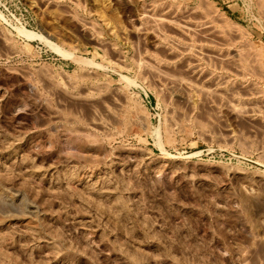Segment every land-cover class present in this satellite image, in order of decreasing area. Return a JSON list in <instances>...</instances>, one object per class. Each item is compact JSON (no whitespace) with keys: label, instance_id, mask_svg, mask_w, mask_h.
Segmentation results:
<instances>
[{"label":"rangeland","instance_id":"1","mask_svg":"<svg viewBox=\"0 0 264 264\" xmlns=\"http://www.w3.org/2000/svg\"><path fill=\"white\" fill-rule=\"evenodd\" d=\"M186 1L157 0L264 46V0ZM157 2L0 0V264H264V68L234 73L203 30L159 37Z\"/></svg>","mask_w":264,"mask_h":264},{"label":"bare ground","instance_id":"2","mask_svg":"<svg viewBox=\"0 0 264 264\" xmlns=\"http://www.w3.org/2000/svg\"><path fill=\"white\" fill-rule=\"evenodd\" d=\"M100 1V0H99ZM128 1V0H127ZM155 1V0H154ZM176 1V0H175ZM186 1V0H185ZM195 1V0H194ZM197 1V0H196ZM202 1V0H201ZM204 1V0H203ZM96 2H97V0H96ZM152 2V1H151ZM156 2H157V0H156ZM173 2V1H172ZM187 2V1H186ZM205 2H207L206 0H205ZM205 2H202V4L203 3H205ZM133 3V2H132ZM165 3H167V2H165ZM179 2L177 1V4H178ZM198 3H200V2H198ZM208 3V2H207ZM158 4H160V2H157L155 5H153L154 7H152L153 9L152 10H154L153 12H152V14H154V15H152V14H149L150 16H148L147 15V18H146V21H147V19H148V23H149V25H148V23H146L147 25H148V28L147 29H149V30H152V32L154 31V32H156L157 33V35L159 36V37H161V38H166L165 36H168V35H166V32L164 31V27H169V28H173L174 30H176V31H178V32H180L181 33V35H180V33H179V35L182 37L183 35L182 34H184L186 37H184L185 39H187V36H188V38H190L189 37V35H191L192 36V34H195V33H197V31H198V33H199V30H203V31H200L201 33L200 34H203L202 32H206L207 33V35L208 36H210L211 35V37L212 36H214L215 37V39H217V40H221L220 41V44L222 45V47L221 48H216V46H215V48L214 47H212V49L213 50H215V52H217L216 53V55H218L217 56V60H219V61H221V64H222V62L223 63H228V65L230 66V64L235 68L233 71H234V73H235V70H237L238 71V73H239V75H240V73L241 74H243V73H245L246 74V72L247 71H253V70H255V71H257V70H259V69H261L262 70V68H264V57H263V55L264 54H262L263 52L261 51V53L259 52V48H263V50H264V46L260 43V45H259V47H258V45L256 44V43H258V42H254V44H256V45H253V42L251 43L249 40V42H247L246 41V45H241V44H244V42L243 43H241V44H239L240 46H242L241 48H239V47H237V39H239L240 37H242V36H237L236 34L239 32V28H237V27H239V25L238 26H236V27H234V24L233 25H230L229 23H231V22H229V23H227V25H229V27L231 26V27H233V28H235V30L234 31H232L231 29H229V30H231V33L232 32H235V33H233V34H235V35H233V39H228L227 37L230 35L229 33H227V34H229V35H226V37H225V35H224V31L226 30V32H227V29L225 28V27H228L226 24L225 25H222V27H224V31L222 30V28H219V26L217 25V24H220V23H215V21H219V19H217V20H215L212 16L209 18V16L210 15H205V14H202L203 12H202V10L204 9L203 7H202V10L200 9V11L202 12H200L201 14L199 15V17H200V25L198 24V23H196V24H194V23H192V22H190V18L192 17V18H194L193 17V13L195 12V10L194 11H191L192 13H190V12H188V13H186V16L184 17V20H182V21H185V22H183V23H181V21H179L178 20V16H176V14L173 16V17H171V16H169L173 11V9L175 8H171V6H170V4H169V6H167V7H160V6H158ZM210 4V3H209ZM209 4H206V5H209ZM215 4V3H214ZM174 5V4H173ZM180 5V4H179ZM212 5V4H211ZM264 5V4H263ZM139 6V5H138ZM150 7H151V5H149ZM148 6V7H149ZM186 6V5H185ZM210 6V5H209ZM209 6H206L208 9H205V10H208V12H209V14H211L210 13V11L209 10H211V9H213V8H211V9H209L210 7ZM143 7V6H142ZM147 7V8H148ZM201 7V6H200ZM205 7V6H204ZM145 8V7H144ZM143 8V9H144ZM157 8H161V11H160V14H158L157 13ZM187 8V7H186ZM186 8H184V9H186ZM195 8H197V7H195ZM194 8V9H195ZM215 9H216V7H214ZM262 8V7H261ZM184 9H181L180 8V10L182 11V10H184ZM192 9V8H191ZM125 10V9H124ZM174 10H176V8L174 9ZM180 10L178 9V11L180 12ZM197 10V9H196ZM204 10V11H205ZM145 11V10H144ZM190 11V10H189ZM148 12H150L151 13V10L150 11H148ZM147 12V13H148ZM186 12V11H185ZM211 12H212V10H211ZM175 13V12H174ZM206 13V12H205ZM213 13H214V11H213ZM212 13V14H213ZM216 13V12H215ZM214 13V14H215ZM264 13V12H263ZM181 14V13H180ZM188 14V15H187ZM195 15L197 14H199V13H194ZM221 14V13H220ZM196 15V17H197V20H199V18H198V16ZM222 15V14H221ZM183 16H184V14H183ZM214 16V15H213ZM217 16V15H216ZM225 16V15H224ZM223 16V17H224ZM196 17L194 18V19H196ZM219 17H221V16H219ZM145 18V17H144ZM189 18V19H188ZM214 19V21H212V20H210V19ZM225 18V17H224ZM145 20V19H144ZM178 20V21H177ZM188 20V21H187ZM193 20V19H192ZM191 20V21H192ZM220 20H222V19H220ZM223 21V20H222ZM196 22V21H195ZM220 22V21H219ZM225 22V21H224ZM145 24V23H144ZM222 24V23H221ZM224 24V23H223ZM146 26V25H145ZM228 27V28H229ZM133 28H135V26L133 27ZM145 28V27H144ZM144 28H143V30H144ZM258 28H259V26H258ZM147 29H145V30H147ZM140 30V29H139ZM142 30V31H143ZM228 30V31H229ZM244 30V29H243ZM260 30V29H259ZM167 31V30H166ZM169 32H170V30H168ZM196 31V32H195ZM146 32V31H145ZM172 32H173V30H172ZM177 32V33H178ZM195 32V33H194ZM247 32V31H246ZM245 32V33H246ZM141 33V32H140ZM148 33V32H147ZM244 33V32H243ZM244 33V34H245ZM137 34H138V32H137ZM169 34V33H168ZM171 34V33H170ZM186 34H188V35H186ZM239 34H241V27H240V32H239ZM251 34V33H250ZM178 35V36H179ZM197 35V34H196ZM199 35V34H198ZM232 35H230V36H232ZM242 35V34H241ZM245 35H248V34H245ZM139 36V35H138ZM205 36H206V34H205ZM238 37L237 39H236V37ZM246 37V36H245ZM145 38V37H144ZM173 38V37H172ZM177 38V37H176ZM192 39H190V40H192L193 41V38H195L194 37V35H193V37H191ZM200 38V37H199ZM205 39V37L204 36H202V39ZM219 38H221V39H219ZM232 38V37H231ZM247 38V37H246ZM138 39V38H137ZM169 39V38H168ZM196 39V38H195ZM236 39V40H235ZM241 39H243V37L241 38ZM161 40H163V39H161ZM173 40V39H172ZM181 40V39H180ZM197 40H198V37H197ZM207 40H209L208 39V37H207ZM210 40H211V38H210ZM247 40V39H246ZM165 41V40H164ZM170 41H171V38H170ZM174 41V40H173ZM216 41V40H215ZM242 41V40H241ZM157 42V41H156ZM167 42H168V40H167ZM177 42V41H176ZM205 43H207V41L205 40L204 41ZM211 42H212V40H211ZM213 42H214V40H213ZM217 42V45H219L218 43V41H216ZM215 42V43H216ZM222 42V43H221ZM239 42V41H238ZM171 43H173L172 41H171ZM175 43V42H174ZM204 43V44H205ZM210 43V42H209ZM248 43H251V44H248ZM179 44V43H178ZM181 44V43H180ZM172 45V44H171ZM188 45H190L189 43H188ZM188 45L186 46L187 47V51H188ZM192 45V44H191ZM194 45V44H193ZM193 45H192V47H193ZM207 45V44H206ZM210 45H212V43L210 44ZM168 46V45H167ZM176 46H178V45H176ZM169 47V46H168ZM172 47V46H171ZM179 47V46H178ZM192 47H189V51L190 50H192ZM194 47H197V46H195L194 45ZM200 47V46H199ZM202 47V46H201ZM205 47V49H207V48H210V46L209 47H206V46H204ZM204 47H202V48H204ZM136 47H134V49H135ZM173 48V47H172ZM201 48V49H202ZM6 49H9V48H6ZM165 49H166V47H165ZM164 49V50H165ZM174 49V48H173ZM196 49V48H195ZM211 49V48H210ZM209 49V50H210ZM211 49V51H213ZM140 50V49H139ZM160 50V49H159ZM167 50V49H166ZM194 50V49H193ZM197 50V49H196ZM195 50V51H196ZM199 50V49H198ZM204 50V49H203ZM136 51V50H135ZM201 51V50H200ZM208 51V50H207ZM223 51H226V54H222V52ZM259 53H258V52ZM170 52H172V49H171V51ZM200 53H202V52H200ZM204 53V52H203ZM209 53H210V51H209ZM211 53H213V52H211ZM210 53V54H211ZM223 53H225V52H223ZM187 54V53H186ZM215 53H213L212 55L213 56H215L214 55ZM142 55V54H141ZM177 55V54H176ZM205 55H207V54H205ZM204 55V56H205ZM155 56H157V55H155ZM165 56V55H164ZM178 56V55H177ZM179 56H180V54H179ZM182 56H183V54H182ZM200 56V58H201V55H199ZM210 56V55H209ZM208 57V56H207ZM212 57V56H211ZM134 58V57H133ZM137 58V57H136ZM155 58V57H154ZM190 58H191V56H190ZM199 58V59H200ZM204 58V57H203ZM210 58V57H209ZM209 58H207L208 60H209ZM147 58H145V60H146ZM161 59V58H160ZM172 59H174V58H172ZM188 59V58H187ZM212 59V58H211ZM145 60H143V61H145ZM189 60V59H188ZM214 60V59H213ZM142 61V60H141ZM181 61V60H180ZM192 61V60H191ZM195 62H199V60L198 61H196V60H194ZM146 62H148L147 60H146ZM154 62V61H153ZM156 62H158V61H156ZM155 62V63H156ZM161 62H163V61H161ZM208 62H210V60L208 61ZM211 62H213V61H211ZM214 62H216V60L214 61ZM155 63H153V64H155ZM164 63V62H163ZM180 63V62H179ZM188 63V62H187ZM186 63V64H187ZM83 64V63H82ZM85 64V63H84ZM162 64V63H161ZM166 64H168V63H165V68H166ZM172 64V63H171ZM170 64V65H171ZM224 64V65H225ZM148 65V64H147ZM150 65H152V63L150 64ZM155 65H157L158 66V64H155ZM169 65V64H168ZM174 65V64H173ZM188 65H189V63H188ZM191 65V64H190ZM189 65V66H190ZM199 65V64H198ZM149 66V65H148ZM147 66V67H148ZM186 68L187 67H189V66H186V65H184ZM223 66V65H222ZM229 66H228V68H229ZM95 67V66H94ZM140 67V66H139ZM144 67H146L145 65H144ZM150 67V66H149ZM161 67V66H160ZM160 67H158L159 69H162V67L160 68ZM168 67V66H167ZM194 67V66H193ZM220 67V66H219ZM218 66L216 67L217 69L219 68ZM143 68V67H142ZM152 68H155L154 66L152 67ZM163 68H164V66H163ZM184 68V67H183ZM214 68V67H213ZM224 68V67H223ZM254 68H257V70L256 69H254ZM96 69V68H95ZM147 69V68H146ZM150 69H151V67H150ZM150 69H148V70H150ZM159 69H157V71H156V68L155 69H151V70H155V71H152L153 73H154V75H155V77L156 78H159V79H162L160 76H161V74L163 73L162 72V70L161 71H158ZM166 69H168V68H166ZM170 69V68H169ZM185 69V68H184ZM188 69V68H187ZM174 70V69H173ZM186 70V69H185ZM190 70V69H189ZM202 70H205V69H203L202 68ZM210 70V69H209ZM95 71V70H94ZM145 71V70H144ZM168 71V70H167ZM170 71V70H169ZM196 71V70H195ZM208 71V70H207ZM230 71V70H229ZM232 71V72H233ZM254 71V72H255ZM264 71V70H263ZM83 72V71H82ZM88 72V71H87ZM93 72V71H92ZM141 72H143V70L141 71ZM147 72V71H146ZM164 72H166V71H164ZM171 72V71H170ZM179 71H177V73H178ZM191 72V71H190ZM193 72V71H192ZM203 72V71H202ZM210 72V71H209ZM86 73V72H85ZM169 73V72H168ZM168 73H166V74H164V79H163V82L165 81L166 82V84H169V85H171L172 86V88H175V90H177V92H178V90H180L179 88H180V85L179 84H182V83H184L185 81L183 80V76L182 77H179L178 75H176V76H170V74H168ZM173 73V72H172ZM184 73V72H183ZM197 73H198V71H197ZM200 73V72H199ZM212 73V72H211ZM216 73V72H215ZM257 73V72H256ZM256 73H254V74H256ZM264 72H262L261 74H262V77H260L259 76V74H257V76L258 77H260V78H263V81H264V77H263V74ZM91 74V73H90ZM90 74L88 73L87 75H89V79H91V77H90ZM93 74V73H92ZM96 75H97V73H95ZM143 74V73H142ZM145 74V73H144ZM179 74V73H178ZM181 74V73H180ZM185 74H186V76H188L187 74L188 73H186L185 72ZM192 74V73H191ZM202 74V73H201ZM210 74V73H209ZM207 75L205 78L207 79V80H210V83L212 84V86H213V88L214 89H212V88H208L207 90L206 89H204L205 91H207L208 93H210L211 95H213L212 97H214V95H216V96H218L220 99L222 98H224L223 96L226 94V93H230L231 94V96L230 97H232V95H233V99H235L236 100V97H238V96H236L238 93H236V92H238V90H236L235 91V88H234V90H233V88L231 87V86H233V84L232 85H230V81H227V80H229V79H227V77H226V79L227 80H224V79H222V80H219V79H217L216 77H215V79H213L214 77L213 76H211V75ZM82 75V74H81ZM84 75V74H83ZM101 75V74H100ZM244 75V74H243ZM252 75H253V73H252ZM80 76V75H79ZM77 76L78 77V79L80 78H82V76ZM94 76V75H93ZM92 76V77H93ZM203 76V75H202ZM216 76H218V75H216ZM224 76V75H223ZM242 76V75H241ZM249 76H251V75H249ZM76 77V78H77ZM84 77H86V78H84ZM83 77V79H87V76L85 75ZM126 77V76H125ZM194 77V76H193ZM192 77V78H193ZM95 78H96V76H95ZM153 78V77H152ZM188 78V77H187ZM224 78V77H223ZM244 78H246L245 76H244ZM154 79V78H153ZM185 79V78H184ZM194 79V78H193ZM257 79V78H256ZM156 80V79H155ZM195 80V79H194ZM198 80V79H197ZM76 81V80H75ZM78 81V80H77ZM83 81H85V80H83ZM94 81V80H93ZM152 81V80H151ZM187 81H189V80H187ZM125 82V81H124ZM132 82V81H131ZM74 83V85H76L75 84V82H73ZM72 83V84H73ZM83 83V82H82ZM85 83H88V82H85ZM91 83V82H90ZM109 83V82H108ZM159 83H161V82H159ZM186 83V82H185ZM197 83V82H196ZM199 83V82H198ZM209 83V84H210ZM231 83H233V81L231 82ZM250 83V82H249ZM57 84V83H56ZM84 84V83H83ZM151 84H154L153 83V81H152V83ZM162 84V83H161ZM190 84V83H189ZM195 84V83H194ZM199 84H201V82L199 83ZM237 84V83H236ZM252 84V83H251ZM59 85V84H58ZM73 85V86H74ZM128 85V84H127ZM235 85V84H234ZM250 85V84H249ZM254 85V84H253ZM126 86V85H125ZM162 86V85H161ZM170 86V87H171ZM195 86V85H194ZM196 86H198V85H196ZM209 86H211V85H209ZM248 86V85H247ZM259 86V85H258ZM262 86V85H261ZM64 88H65V86H63ZM71 87V86H70ZM128 87H130L129 85H128ZM127 87V88H128ZM199 87V86H198ZM202 87V86H201ZM253 87V86H252ZM251 87V88H252ZM255 87V86H254ZM257 87V86H256ZM255 87V88H256ZM74 87H72V89H73ZM100 88V87H99ZM104 88V87H103ZM126 88V89H127ZM159 88V87H158ZM157 88V89H158ZM193 88V87H192ZM195 88V87H194ZM203 88V87H202ZM205 88H207V87H205ZM251 88L249 89L250 91H251ZM58 89V88H57ZM71 89V90H72ZM102 89V88H101ZM86 90V89H85ZM184 90V89H183ZM196 90V89H195ZM202 90V89H201ZM200 90V91H201ZM244 90H247L246 88H244ZM84 91V90H83ZM172 92H173V89L171 90ZM204 91V92H205ZM222 91H224V93L222 92ZM261 91V90H260ZM68 92V91H67ZM72 92H73V90H72ZM87 93H88V90L86 91ZM92 92V91H91ZM103 92H104V89H103ZM115 92V91H114ZM124 92V91H123ZM176 92V91H175ZM177 92H176V94H177ZM196 92V91H195ZM201 92H203V91H201ZM232 92V93H231ZM240 92V91H239ZM258 92V91H257ZM85 93V92H84ZM180 93V92H179ZM198 93V92H197ZM224 94V95H222V94ZM250 93V92H249ZM255 94L254 95H252V97L253 96H257V94L258 93H256V92H254ZM260 93H263V92H260ZM67 94H70L69 92L68 93H66V95ZM74 94V93H73ZM90 94H92V93H90ZM112 94V93H111ZM117 94V93H116ZM202 94H204V93H202ZM202 94H201V96H202ZM210 94H208V95H210ZM240 94V93H239ZM76 95H78V94H76ZM178 95V94H177ZM205 95H207V94H205ZM228 95V94H227ZM241 95H242V93H241ZM81 96V95H80ZM93 96V95H92ZM96 96V95H95ZM166 96V95H165ZM246 96V98L248 97V96H250V95H245ZM67 97H69V96H67ZM76 97V96H75ZM79 97V96H78ZM78 97H77V99H78ZM88 97V96H87ZM217 97V98H218ZM229 97V98H230ZM242 97H243V95H242ZM252 97H250V98H252ZM260 96L258 95V98H259ZM80 98V97H79ZM82 98V97H81ZM89 98V97H88ZM98 98H99V96H98ZM131 98V97H130ZM166 98V97H165ZM209 98V97H208ZM241 98V97H240ZM239 98V99H240ZM245 98V97H244ZM249 98V99H250ZM263 98V97H262ZM76 99V100H77ZM203 99V98H202ZM231 99V98H230ZM233 99H231V100H233ZM243 99V98H242ZM260 99H261V97H260ZM70 100V99H69ZM71 100H73V99H71ZM75 100V99H74ZM79 100V99H78ZM95 100V99H94ZM224 100V99H223ZM235 100H233V101H235ZM241 100V99H240ZM86 101V100H85ZM132 101V100H131ZM215 101V100H214ZM230 100H228V103H227V105L229 106V107H232V108H236L235 106L233 107V105L234 104H232L233 102L232 101H230ZM236 101H238V100H236ZM235 101V104L237 103ZM243 102H245V100L243 99L242 100ZM241 101V102H242ZM87 102H88V100H87ZM92 102V101H91ZM217 102V101H216ZM223 103L225 102V101H222ZM242 102V103H243ZM254 102V101H253ZM253 102H249V103H253ZM225 103V104H226ZM232 104L231 106H230V104ZM238 103H239V101H238ZM237 103V104H238ZM87 104V103H86ZM88 104H89V102H88ZM133 104H136V103H133ZM219 104V103H218ZM256 104V103H255ZM255 104H252V105H255ZM259 104V103H258ZM260 104H264V102L263 103H260ZM90 105V104H89ZM105 105V104H104ZM131 105V104H130ZM137 106V105H136ZM135 106V107H136ZM220 106V105H219ZM223 106V105H222ZM242 106V105H241ZM245 106V105H244ZM50 107V106H49ZM107 106L105 105V108H106ZM137 107H139V105L137 106ZM240 107V106H239ZM250 107V106H249ZM259 107H261V106H259ZM224 108V107H223ZM228 108V107H227ZM226 108V109H227ZM231 108V110H233ZM241 108V107H240ZM244 108V107H243ZM247 108V107H246ZM251 108H252V106H251ZM91 109V108H90ZM139 109V108H138ZM229 109V108H228ZM237 109V108H236ZM235 109V110H236ZM253 109V111H254V108H252ZM255 109H256V107H255ZM259 109V113H261V108H258ZM103 110V109H102ZM107 110V109H106ZM248 110V109H247ZM139 111V110H138ZM238 111V110H237ZM236 111V112H237ZM263 111V110H262ZM112 112V111H111ZM176 112V111H175ZM222 112V111H221ZM238 112H241V111H238ZM245 112V111H244ZM180 114H181V112H179ZM226 113H228V112H226ZM248 113V112H247ZM250 113H252V112H250ZM263 113V112H262ZM233 114V113H232ZM185 116H186V114H185ZM238 116V115H237ZM256 116V115H255ZM94 117V116H93ZM95 118V117H94ZM177 118V117H176ZM174 119H175V117H174ZM93 120V119H92ZM259 120V119H258ZM95 121V120H94ZM175 121L177 122V120L175 119ZM93 122V121H92ZM200 124V123H199ZM99 125V124H98ZM203 125H204V123H203ZM197 126V125H196ZM169 130V129H168ZM168 130H166V131H168ZM171 130V129H170ZM165 131V132H166ZM169 133H170V131H168ZM203 132H204V130H203ZM170 135V134H169ZM170 137V136H169ZM168 136H167V139L169 138ZM170 140V139H169ZM254 261V260H253ZM244 263H246V261L244 262Z\"/></svg>","mask_w":264,"mask_h":264}]
</instances>
